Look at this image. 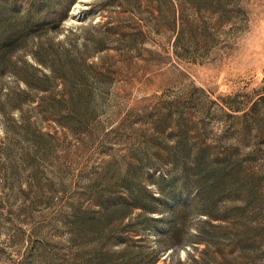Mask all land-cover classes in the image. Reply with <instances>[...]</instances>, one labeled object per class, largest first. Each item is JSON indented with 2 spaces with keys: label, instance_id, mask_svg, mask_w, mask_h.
<instances>
[{
  "label": "rangeland",
  "instance_id": "1",
  "mask_svg": "<svg viewBox=\"0 0 264 264\" xmlns=\"http://www.w3.org/2000/svg\"><path fill=\"white\" fill-rule=\"evenodd\" d=\"M27 3L0 59V264H264V0H46L30 31Z\"/></svg>",
  "mask_w": 264,
  "mask_h": 264
},
{
  "label": "trees",
  "instance_id": "2",
  "mask_svg": "<svg viewBox=\"0 0 264 264\" xmlns=\"http://www.w3.org/2000/svg\"><path fill=\"white\" fill-rule=\"evenodd\" d=\"M17 0H8V3H5V5H3L0 1V9L2 11H4L6 9V7H10V10L8 11L9 13H0V59L2 58L5 50L8 48L9 42L11 41V39L14 37V35H8L6 34V29L5 27L10 23V20L12 18V16L16 13V10L14 8V5L16 3ZM46 2V0H28V3L25 5V9L23 12V21H24V28L26 31H30V30H34L36 28H38L43 22H44V18H40L38 15V12L41 8L42 3ZM199 154L196 153L195 157H194V166H196L197 168H199ZM219 165L216 166V168H218ZM219 169L216 170H212L213 172H216V175L214 177V181L210 186H206V187H201L200 190L198 191V193L195 194L194 199H199L201 198V195L204 194L203 191L207 190L212 186H215L214 184L220 182L219 180V176L220 174H222V171H218ZM220 172V173H219ZM204 176H209V175H204ZM204 179V178H203ZM201 179H194L193 182H196V184H201ZM167 200H170L171 197H166ZM187 203V197H183L182 199H178L174 204L175 205H185ZM173 204V205H174ZM173 205H170L169 208L172 209ZM206 205L203 206V208H205ZM149 212H158V214L160 215L159 217H153L151 218V222L154 223V225L158 228L159 233H164V234H174L176 233V224H177V220H178V213L177 211H173L172 214L170 215L169 218H164L162 214V211L156 209L153 206H147L145 207ZM203 212H207V211H203Z\"/></svg>",
  "mask_w": 264,
  "mask_h": 264
}]
</instances>
